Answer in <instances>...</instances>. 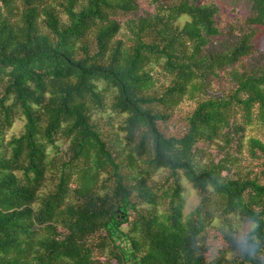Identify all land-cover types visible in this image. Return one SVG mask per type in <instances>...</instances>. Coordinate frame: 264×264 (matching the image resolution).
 <instances>
[{
  "label": "trees",
  "instance_id": "obj_1",
  "mask_svg": "<svg viewBox=\"0 0 264 264\" xmlns=\"http://www.w3.org/2000/svg\"><path fill=\"white\" fill-rule=\"evenodd\" d=\"M149 4L0 0V264H264V0Z\"/></svg>",
  "mask_w": 264,
  "mask_h": 264
},
{
  "label": "rangeland",
  "instance_id": "obj_2",
  "mask_svg": "<svg viewBox=\"0 0 264 264\" xmlns=\"http://www.w3.org/2000/svg\"><path fill=\"white\" fill-rule=\"evenodd\" d=\"M141 4L144 8H151L149 4V0H141ZM246 14L245 11H243L241 17H243ZM222 17V23L223 25H227L231 22L235 21V16L233 14H230L228 12H223L221 15ZM193 107V104L191 102H185L181 105V109L183 111L191 110ZM115 124L118 127L119 126V120H115ZM24 129V122L18 121L11 131V135H19ZM254 133L257 134L261 139L264 141V130H255ZM204 147V145H202ZM183 184L185 186V192H184V210L186 214H189L192 212L200 203V193L197 189L194 188V186L187 181L186 179L183 180ZM240 221V220H239ZM238 221V223H239ZM239 225L243 232H248L250 229V226L248 224H244L240 221ZM210 254L212 253H218L220 250H227L228 245L223 237L222 234L217 232L216 230L210 231Z\"/></svg>",
  "mask_w": 264,
  "mask_h": 264
},
{
  "label": "clouds",
  "instance_id": "obj_3",
  "mask_svg": "<svg viewBox=\"0 0 264 264\" xmlns=\"http://www.w3.org/2000/svg\"><path fill=\"white\" fill-rule=\"evenodd\" d=\"M238 232H239V234L237 235V239H239V240H245L246 233L243 232V231H240V230H238Z\"/></svg>",
  "mask_w": 264,
  "mask_h": 264
}]
</instances>
